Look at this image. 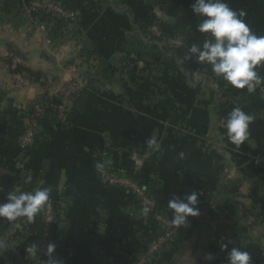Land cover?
Here are the masks:
<instances>
[{"label":"crops","instance_id":"obj_1","mask_svg":"<svg viewBox=\"0 0 264 264\" xmlns=\"http://www.w3.org/2000/svg\"><path fill=\"white\" fill-rule=\"evenodd\" d=\"M224 2L234 11L243 10L250 30L264 35V0ZM24 3L14 14L0 12V88L45 85L47 76L63 84L67 75L59 64L64 57L80 55L75 41L81 35L87 50H98L107 59L115 55L117 61L123 55L130 67L124 73L128 82L106 87V97L76 127L63 128L53 120L56 124L33 153H19L14 139L0 148V163L6 167L0 180L1 204L14 187L21 191L50 187V201L60 203V233L52 256L58 264H131L156 228L133 210L131 195L101 184L94 161L102 152L129 162L127 155H134L139 161L131 164L140 166L144 177L161 178L169 200L184 199L199 188L214 191V217L199 211L194 218H206L204 222L182 243L165 249L157 264H229L232 248L247 251L251 264H264V171L256 164L264 158V101L258 102L246 89L223 93L202 76L196 82L194 74L163 56L158 45L134 28L149 17L171 19L166 22L171 30L185 26L194 41L203 44L206 37L197 31L201 18L192 12L196 0H80L84 13L66 43L49 40L45 25L32 21ZM132 44L136 52L128 53ZM48 46L56 51L49 53ZM16 65L21 74L14 73ZM256 71L264 74L260 66ZM32 72L42 75L32 82L26 77ZM114 72L110 68L105 76ZM166 90L167 96H161ZM31 92L24 94L28 99L18 103L20 107L7 99L5 107L23 110ZM235 107L254 116L249 139L240 147L226 135V118ZM151 136L160 145L151 155L171 153V159L155 162L145 156ZM171 170L189 178L176 181L177 173ZM28 175L32 182L25 184ZM38 226L39 215L34 222L1 218L0 264H37L30 247ZM208 255L214 259L206 260Z\"/></svg>","mask_w":264,"mask_h":264},{"label":"trees","instance_id":"obj_2","mask_svg":"<svg viewBox=\"0 0 264 264\" xmlns=\"http://www.w3.org/2000/svg\"><path fill=\"white\" fill-rule=\"evenodd\" d=\"M26 5H30L32 2L37 1L43 3L45 1H51L57 3L61 8L69 13H74L75 23H77L81 18L84 10L80 7V0H22ZM21 0H0V12L5 14H14L20 5L22 4ZM32 21L38 22L45 25L46 30L48 31L49 40L60 43L65 40V33L68 31L70 26H74L73 22L69 19H66L60 15L48 12L46 10H33L30 13ZM155 21V22H154ZM157 25L161 31V38H156V36L151 34L150 28L153 25ZM168 26L166 22L157 23L152 17L142 19V21L137 22L134 25V28L140 33V35L149 42L160 43L162 40H167L169 36L171 38H180L183 41L195 44V41L189 31L185 26H178L171 30V33H166L165 28ZM122 40V38H120ZM119 39V41H121ZM131 50L128 53L136 52L135 45L132 44ZM158 51L165 57L171 58L175 62H179L183 67L189 70L191 74H201V76L207 80L211 81L212 84H216L217 90L226 93L228 90L233 89L230 85L227 84L222 78L217 77L213 72L211 66H200L193 63L191 60H183V57L187 54L181 49L169 46L162 45L157 47ZM156 49V50H157ZM85 55L87 58H94L97 62V68L101 71L102 75L107 74L108 69L114 68L115 73L119 76H123L124 72L129 63V59L121 55L117 63L111 66L109 59L104 57L102 53L98 50L88 51L85 50ZM211 84V85H212ZM97 101H101V97L98 95L97 91L92 88V85H85L81 90L73 93L70 96L68 107L65 113L62 116H59L57 107L59 106V101L55 99H46L44 101L42 113L39 115H34L33 108L29 111H22L17 108H7L0 111V134L7 133L11 138H16V135L19 136L26 132V127L28 122L31 119L36 120L37 130L35 131L36 141L33 145V148H37L41 145L40 141L49 130H51V123L56 121L60 127L63 128H74L80 121H83L85 117H89L93 111L92 108L96 105ZM28 148L21 149L23 154L28 153ZM104 170L110 175H114L118 178H123L129 182L135 184L138 189L143 192L146 199L149 200L153 206L149 207L151 211L145 215L146 218L154 225L156 228L155 236L150 239L146 245H149L151 242L156 241L160 236L167 234L171 229L170 227H163L155 218L156 214L167 219L170 222L172 218V212L167 208L169 199L165 198L163 194V181L158 176L144 177L141 175V172L134 171V166L131 162H123L119 159H112L111 155L106 152L100 153L96 160L94 161V171L97 179L104 186L111 187L107 182H103L100 177V171L95 168L97 162H105ZM5 166L0 163V180L2 179V173L5 171ZM140 172V173H139ZM116 188L123 189L128 195H131L133 198L132 208L135 212L141 213L142 209L145 206L143 200L138 197V195L133 192L131 189L119 185H115ZM113 186V187H115ZM213 189H197L196 193L198 194V202L196 207L200 212H204L207 216L214 217L216 214V207L214 205V196ZM1 204V202H0ZM50 204L54 206V212L56 213L55 225L52 228L49 238L48 245L54 244L57 236L59 235V223L60 221V203L58 200H51ZM44 210V209H43ZM41 211L39 214V226L36 233L35 245L38 247L39 239L42 234V223H43V214L44 211ZM144 215V214H143ZM1 219V218H0ZM206 218L196 219L194 217H188L187 226H182L177 229V231L167 239L164 245L152 256L148 261V264H157L159 256L162 254L165 249L171 245L182 243L197 227H199ZM2 224V223H1ZM147 248L145 249V251ZM144 251V252H145ZM144 252L142 254H144ZM141 255L135 257L131 264H134Z\"/></svg>","mask_w":264,"mask_h":264},{"label":"clouds","instance_id":"obj_3","mask_svg":"<svg viewBox=\"0 0 264 264\" xmlns=\"http://www.w3.org/2000/svg\"><path fill=\"white\" fill-rule=\"evenodd\" d=\"M192 12L201 22L197 31L205 35L202 47L193 44L189 54L183 60H191L196 56L197 62L207 63L212 72L222 78L235 90H247L252 93L256 87L264 84V77L256 71L257 67L264 65V35L258 36L250 30L244 17L246 13L241 10L234 11L224 0H196L192 6ZM254 116L245 112L240 107H235L226 118V135L229 142L237 147L245 144L249 139V126L253 123ZM147 151L145 156L158 151L160 145L155 138L146 142ZM180 159L184 153L179 154ZM105 162H97L95 168L102 171ZM32 182L31 175L25 179V184ZM50 187H37L32 191H21L14 187L7 195V202L0 204V218L7 222H15L19 218H25L26 222H34L41 211L50 203ZM198 194L192 192L184 199L173 197L168 203V209L172 212L171 224L177 229L187 226L188 217H198L199 209L196 207ZM151 209L144 207L142 212L147 215ZM2 243V242H0ZM225 249L227 245L223 246ZM30 251L36 256L38 247L32 245ZM55 245L49 244L47 264H58L52 258ZM206 260L214 259L212 255L205 257ZM229 264H251V257L247 251L232 248L228 255Z\"/></svg>","mask_w":264,"mask_h":264},{"label":"rangeland","instance_id":"obj_4","mask_svg":"<svg viewBox=\"0 0 264 264\" xmlns=\"http://www.w3.org/2000/svg\"><path fill=\"white\" fill-rule=\"evenodd\" d=\"M28 6L26 7V11L30 15L31 11H30V8ZM152 13H154V12H152ZM161 19H163V18H161ZM74 20H75V18L73 20H70L71 23L73 22V24H75ZM156 22L157 23H159V22L162 23L163 20H159V19L157 20L156 19ZM72 28H73V26L72 27L70 26L68 31H66L65 40L62 41L63 43L67 42V38H68L69 33H70L69 31ZM164 28H165L166 33H171V26H166ZM192 28L194 29L195 27L193 26ZM43 29H44V26H43ZM150 30H151V28H150ZM45 31H46L45 34H47V36H48V31L46 29H45ZM152 32L153 31L151 30V34L156 36V38H161V36H162L161 34L162 33H161L160 29L158 31L160 33V36H158L155 32H153L155 34H153ZM101 34H103L102 31H101ZM83 35H84V33H83ZM72 36L73 35L71 33V37L70 38L71 39H75L76 38V37L72 38ZM81 37H82V35H81ZM81 37H77L78 39L75 41L77 43V47L79 46L78 48L80 50L78 48L77 49L79 50L80 55L77 58H72V56L64 57L62 59V62L59 64L60 67L62 66L65 74L67 75V77L64 80L63 84H60L61 83L60 81H55L54 79L48 78V76H47L46 81H45V85H10V86H7V88H5V87L0 88V105H1L0 106V111H2L4 109H7V108H12L11 105H8V106L5 107V104H6L5 101H7V100L11 101L12 104L17 105V107L18 106L20 107V105L18 103H21L24 100L26 101V99H28V98L27 97L25 98L24 94L26 92H28V90L32 89V92H31L32 93L31 94L32 98L30 99L31 101H29L30 104H28L27 106H24L23 110L22 109H20V110L26 112V111H29V110H31L33 108V110L35 112L34 115L36 116L37 114H41L42 113L43 105L45 104L44 101L46 99H55V100H58L59 103H60L59 106L57 107V109H58L57 111L59 113V116H61V115H63L65 113V111L67 109L70 96L73 93L81 90L85 85H92V88L97 91V93L101 97V99H104V97H106L105 96L106 87H111V86H114V85L118 86V85L125 84V83L128 82V78H127L126 75L119 76L115 72L112 75H109L108 77L102 75L103 72L101 73V71L97 68L96 60L94 58H90L89 59V58L86 57V55L84 53L85 50H87L85 48V45H84V41H86V40H85V36L83 37L84 41L81 40ZM170 38H171V36H169L167 40L171 41ZM167 40H162L160 43H157V42H150V43H152L153 45L162 46V45H166L167 44ZM195 45H197L199 47L200 46L202 47L203 44H199V43L195 42ZM48 50H49V53H54L56 51L55 48H53L51 46H48ZM115 59L117 61V57L116 56H115ZM129 64L130 63H128L127 68H126L125 71L129 70V67H130ZM260 67L264 70V65H262ZM18 68L19 67L16 65L15 68H14L15 69V72H14L15 74H21V73L18 72V70H17ZM38 73L39 72H32V74H30V75L27 74L26 77L29 80H31L32 82H35L34 80L36 79V76L38 75ZM39 74L42 75L41 73H39ZM263 75L264 74L262 72V74L260 76L262 77ZM194 77H195V81L199 83V80H200L199 78L201 77V74H194ZM210 84H212L211 81H210ZM167 93H168L167 90L166 91H162L161 92V96H167ZM253 93H254L253 96L257 99L258 102L259 101H261V102L264 101V98H262L260 96V94L256 90ZM164 94H166V95H164ZM21 107H23V106H21ZM55 124H56V122H52L51 123V125H55ZM37 128H38V126H37L36 120L31 119L28 122V124H27L26 132L24 134L19 135V136L16 135V138H14V142H15V147H17L19 153H22L21 152L22 147L23 148H28V151H27L28 153L29 152L33 153L35 150L37 151L39 149L38 147L37 148H33V145H34L35 141L37 140L36 139V135L34 134L35 131L37 130ZM13 137L11 138L7 133L0 134V148L7 147L10 144L9 141L13 140ZM43 140H44V138H42L40 141H43ZM1 156L2 155L0 154V157ZM127 156H128V159L130 160V162H134L135 160L139 161V158L135 157L134 155H127ZM170 156H171V153H170V155H163V154H160V153H156V154L150 155V159L154 160L156 162V161H159L162 158H166V160H169V159H171ZM111 157H112V159H116L117 158V156H114V155H112ZM263 159L264 158H259L257 160L256 164L259 167H261V169H263V171H264V167L262 166V160ZM123 162L127 163L128 161H122V163ZM137 163H138L137 165H140L139 162H137ZM139 168H140V166H136V167L134 166V171L138 172ZM169 172H171V174L177 173L176 178H175L176 181L177 180L178 181L179 180L183 181L184 178H186V179L189 178L187 176V173H184L183 171L174 172L173 170H171ZM117 180H119L121 182L118 183V182H116ZM123 180H125V181H123ZM111 181H113V182H111L112 184L108 183L111 186L119 185V184L122 183V184H124V185H122L123 187L125 186V187L131 189L133 192H135L138 195L139 198L143 197L142 194H140L137 191L138 189L136 190V189H134L135 187L134 188L131 187V185H133V184H131L128 180L123 179V178H117L116 176L111 175ZM103 182H106V180H103ZM119 186H121V185H119ZM148 205L150 206L151 204L148 201H146L145 206L149 207ZM158 216L159 215L156 214L155 218L158 219V221L162 220L161 218H159L160 216L159 217ZM35 243H36V241H35ZM148 246L149 245H146V248H148ZM35 262L37 264H39L38 263V259H37V253H36V256H35Z\"/></svg>","mask_w":264,"mask_h":264},{"label":"built area","instance_id":"obj_5","mask_svg":"<svg viewBox=\"0 0 264 264\" xmlns=\"http://www.w3.org/2000/svg\"><path fill=\"white\" fill-rule=\"evenodd\" d=\"M28 7L30 8L31 12L33 10H46L48 12L60 15L66 19H69V20L74 19V13H69V12L64 11L60 5H58L57 3L51 2V1H45L43 3H39L37 1H34ZM151 30L153 32H155L158 36H160V33L158 32L159 28L156 24L151 27ZM155 33H153V34H155ZM170 39H171V41L167 40V45L177 47V48L181 49L183 52H185L187 55L189 54V49L191 48V46L193 44L186 42V41H183L180 38L174 37V38H170ZM191 61L195 64L200 65V66H210L206 62L205 63L197 62L196 56H193L191 58ZM213 87L217 88L216 84H213ZM256 91L260 94V96L262 98H264V85L263 84L257 86ZM37 115H39V114H37ZM262 166L264 167V159L262 160ZM100 177L102 178V180H106L107 183L113 182V181H111V175H109L104 169L102 171H100ZM123 181H125V180H123ZM116 182L119 183L121 181L117 180ZM131 184H133V183H131ZM119 185L122 186L124 184L121 183ZM134 185L135 184L131 185V187L132 188L135 187L134 189L137 190L138 187L136 185L135 186ZM137 191L140 194H142L143 197H141V198L143 200V203L146 204V201H148L151 204L150 206L149 205L148 206L152 207L153 204L149 200L146 199L143 192H141L139 189ZM43 211H44V214H43V223H42V234H41V238L39 239V242H38V251H37V259H38L39 264H46L47 263L48 238H49V235H50L52 228L55 225V220H56V216H57L56 213L54 212V206L50 203L44 208ZM159 218H161L162 220H160V219H159L160 221H158V219H156V220L163 227H170L171 230L167 234L160 236L156 241L151 242L149 244L147 250L144 252V254H142L134 264H148V261L152 258V256L160 249V247L162 245L165 244L167 239L170 238L177 231L178 228L176 229L171 223H169V221L167 219H165L161 216Z\"/></svg>","mask_w":264,"mask_h":264},{"label":"water","instance_id":"obj_6","mask_svg":"<svg viewBox=\"0 0 264 264\" xmlns=\"http://www.w3.org/2000/svg\"><path fill=\"white\" fill-rule=\"evenodd\" d=\"M166 22H172L171 21V19H166ZM115 61H116V59H115V57H112L111 59H110V64L111 65H113L114 63H115ZM5 236L7 237L8 236V232L6 231V233H5Z\"/></svg>","mask_w":264,"mask_h":264}]
</instances>
